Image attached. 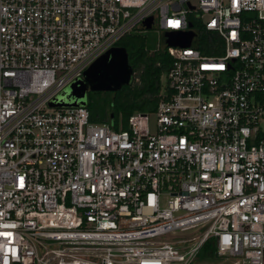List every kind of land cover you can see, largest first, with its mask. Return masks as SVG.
I'll return each instance as SVG.
<instances>
[{
    "label": "built area",
    "instance_id": "2783aa9c",
    "mask_svg": "<svg viewBox=\"0 0 264 264\" xmlns=\"http://www.w3.org/2000/svg\"><path fill=\"white\" fill-rule=\"evenodd\" d=\"M134 34L169 59L154 111L49 106ZM209 240L264 264V0H0V264H192Z\"/></svg>",
    "mask_w": 264,
    "mask_h": 264
},
{
    "label": "trees",
    "instance_id": "16d2710c",
    "mask_svg": "<svg viewBox=\"0 0 264 264\" xmlns=\"http://www.w3.org/2000/svg\"><path fill=\"white\" fill-rule=\"evenodd\" d=\"M155 41V37L150 34H134L121 39L117 46L127 54L128 65L133 70L131 83L115 92L88 93L85 108L88 110L90 122L109 125L116 131L126 130L130 116L155 110L163 87L162 76L169 63L165 54L150 53ZM101 94L107 96L97 98ZM198 258L217 260L213 240L205 243Z\"/></svg>",
    "mask_w": 264,
    "mask_h": 264
},
{
    "label": "water",
    "instance_id": "95a60500",
    "mask_svg": "<svg viewBox=\"0 0 264 264\" xmlns=\"http://www.w3.org/2000/svg\"><path fill=\"white\" fill-rule=\"evenodd\" d=\"M153 29L154 24L148 23ZM192 37V35H191ZM190 35L186 38L175 32L164 35L163 42L170 40V44L194 46ZM127 54L124 49L116 47L96 60L84 73L83 77L76 79L56 95L50 102L52 108H84L87 105V93L115 92L122 86L131 83L132 68L128 65Z\"/></svg>",
    "mask_w": 264,
    "mask_h": 264
},
{
    "label": "rangeland",
    "instance_id": "374dc122",
    "mask_svg": "<svg viewBox=\"0 0 264 264\" xmlns=\"http://www.w3.org/2000/svg\"><path fill=\"white\" fill-rule=\"evenodd\" d=\"M165 74V73H164ZM163 74V75H164ZM165 81V77H163L162 81ZM106 94H101L100 96H98L97 98H103V96H105ZM109 95V94H108ZM107 96V95H106ZM200 232H196V231H190L187 235H182L184 237H177L178 239H190L192 240L193 237L199 235ZM192 264H221V262H219L218 260H214V261H209V260H203V259H200V258H196Z\"/></svg>",
    "mask_w": 264,
    "mask_h": 264
},
{
    "label": "flooded vegetation",
    "instance_id": "af4514ba",
    "mask_svg": "<svg viewBox=\"0 0 264 264\" xmlns=\"http://www.w3.org/2000/svg\"><path fill=\"white\" fill-rule=\"evenodd\" d=\"M126 57H127V56H126ZM90 92H92V91H88V93H90ZM88 93H87V94H88Z\"/></svg>",
    "mask_w": 264,
    "mask_h": 264
}]
</instances>
